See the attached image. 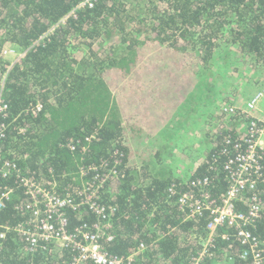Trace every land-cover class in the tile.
I'll list each match as a JSON object with an SVG mask.
<instances>
[{
	"label": "trees",
	"instance_id": "16d2710c",
	"mask_svg": "<svg viewBox=\"0 0 264 264\" xmlns=\"http://www.w3.org/2000/svg\"><path fill=\"white\" fill-rule=\"evenodd\" d=\"M84 1L0 0V98L8 106L0 116L6 127L0 196L12 192L0 225L28 219L34 190L22 177L61 196L89 187L115 209V240L103 243L108 253L133 255L134 264H193L210 217L188 219L178 198L196 193L191 182L201 177L211 180L214 198L227 191L222 162L235 153L232 143L244 131L249 108L234 107L232 128L221 126L188 180L165 164L167 146L147 147L160 133L175 137L166 125L199 98L217 57L236 52L264 69V0H98L80 8ZM10 47L20 56L13 63L4 56ZM255 192L264 203V182L246 198ZM68 219L69 231L96 220L84 207L69 211ZM250 230L264 243V211ZM225 231L216 233L200 264H252L251 257L242 258L239 240L222 237ZM29 249L9 232L0 240V264H68L78 257L73 247L60 251L54 242Z\"/></svg>",
	"mask_w": 264,
	"mask_h": 264
},
{
	"label": "built area",
	"instance_id": "2783aa9c",
	"mask_svg": "<svg viewBox=\"0 0 264 264\" xmlns=\"http://www.w3.org/2000/svg\"><path fill=\"white\" fill-rule=\"evenodd\" d=\"M96 1L98 0H85L80 8H93ZM14 52H16L14 49H7L4 56L8 58V54ZM256 102V100L250 102L247 123L243 124L244 131L240 132L236 141L232 143V150H235V153H231L229 158L222 162L228 182L227 191L219 200L214 198L209 190L211 180L201 177L191 182L197 190L196 193L185 192L178 198V206L187 214L188 219L205 213H209L210 217L207 239L193 264L201 263L220 230H226L221 234L224 239H236L241 242L242 258L251 257L252 264H264V243L250 230V227L262 218L264 203L256 192L246 198L249 192L258 188L259 183L264 182V121L256 114ZM7 109L8 106L0 98V116L4 115ZM40 110L41 106H38L32 112L36 115ZM224 111L227 115L236 114L234 107L226 108ZM5 129V125H0V139L5 137ZM92 139L93 137L87 138V142H91ZM229 143L231 141H227V144ZM232 150H226L225 154ZM6 166L10 167L11 163L7 161ZM86 168L89 171L96 169L93 166ZM8 172H11V168ZM115 172L116 170H111L110 173ZM87 173L84 168L81 172L82 178ZM0 174L6 176L1 170ZM21 181L29 190H34L31 194L32 203L25 209L28 219L14 227L0 225V240L6 239L9 232H14L25 240L30 251L39 247L41 242H54L60 250L73 247L78 252V257L68 264H134L133 255L118 256L105 250L103 243L115 240L112 228V215L115 209L106 208L101 204L97 189L82 187L75 195L61 196L54 190L38 187L32 177H22ZM11 193L10 190L0 196V210L4 209ZM238 204H246V208L240 209ZM83 207L89 209L96 218L95 222L92 225L84 223L69 231L68 212Z\"/></svg>",
	"mask_w": 264,
	"mask_h": 264
},
{
	"label": "rangeland",
	"instance_id": "374dc122",
	"mask_svg": "<svg viewBox=\"0 0 264 264\" xmlns=\"http://www.w3.org/2000/svg\"><path fill=\"white\" fill-rule=\"evenodd\" d=\"M9 49L16 52L5 58L13 63L19 55L17 48ZM222 57H217L212 69L204 74L199 98L192 100L182 116L170 120L166 125L171 128L169 132L175 137L168 139L166 134L160 133L147 147L152 151L156 145L167 146L169 153L165 157V164L182 180L190 179L194 167L198 168L207 158L208 151L215 145L214 136L221 134V126L232 128L231 118L222 114L226 108L237 107L243 110L251 100L257 98L256 114L264 121V69L260 67L258 71L251 58L236 52L227 56L225 53ZM211 86L212 90L209 89ZM185 149L188 151H184ZM181 152H186L187 157L181 158ZM221 263L229 262L219 264Z\"/></svg>",
	"mask_w": 264,
	"mask_h": 264
},
{
	"label": "bare ground",
	"instance_id": "6f19581e",
	"mask_svg": "<svg viewBox=\"0 0 264 264\" xmlns=\"http://www.w3.org/2000/svg\"><path fill=\"white\" fill-rule=\"evenodd\" d=\"M254 100H256L257 102L255 103L256 104V107L258 106V99L257 98H255ZM254 100H251L250 102H252V101H254ZM250 102L248 103V108H249V104H250ZM9 176V175H8Z\"/></svg>",
	"mask_w": 264,
	"mask_h": 264
},
{
	"label": "crops",
	"instance_id": "0c3cea01",
	"mask_svg": "<svg viewBox=\"0 0 264 264\" xmlns=\"http://www.w3.org/2000/svg\"><path fill=\"white\" fill-rule=\"evenodd\" d=\"M197 134V133H196ZM198 138H200V139H202L201 138V136H199ZM184 139H188V138H184ZM186 165V164H185ZM186 167V166H185ZM197 169V167H194V171ZM214 264H217V262L216 263H214ZM219 264V263H218ZM221 264H223V263H221ZM227 264H230V263H227Z\"/></svg>",
	"mask_w": 264,
	"mask_h": 264
}]
</instances>
